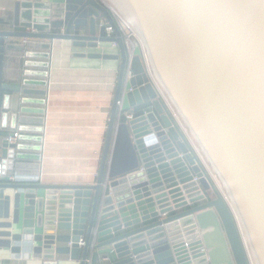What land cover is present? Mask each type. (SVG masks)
<instances>
[{
  "label": "water",
  "instance_id": "1",
  "mask_svg": "<svg viewBox=\"0 0 264 264\" xmlns=\"http://www.w3.org/2000/svg\"><path fill=\"white\" fill-rule=\"evenodd\" d=\"M116 1L238 211L256 264H264V0ZM100 17L113 37H106ZM1 27L0 249L38 256L41 264H63L66 256L75 264H249L232 204L198 164L138 55L125 81L123 39L98 0H18L11 24ZM58 42L69 45L71 58L120 61L100 167L90 183L21 179L20 170L38 169L23 161L38 157L17 153L25 147L5 140L17 128L41 131ZM112 43L117 54L98 51ZM7 52L24 53L20 83L3 82ZM126 86L128 109H152L120 117L116 104Z\"/></svg>",
  "mask_w": 264,
  "mask_h": 264
},
{
  "label": "crops",
  "instance_id": "2",
  "mask_svg": "<svg viewBox=\"0 0 264 264\" xmlns=\"http://www.w3.org/2000/svg\"><path fill=\"white\" fill-rule=\"evenodd\" d=\"M16 1L0 0V28L11 24ZM102 20L100 17L99 23ZM8 41L22 43L21 39ZM98 51L117 54L118 47L106 44ZM71 52L66 42L55 43L51 52L40 162L42 183H90L100 167L120 61L71 58ZM5 59L3 82L6 85L20 83L25 71L24 53L7 52ZM18 98L13 94L12 109L17 107ZM124 107L128 109L126 101ZM143 108L152 109L150 105ZM62 260L63 264H75L68 261L67 256ZM0 264H41V261L38 256H15L0 249Z\"/></svg>",
  "mask_w": 264,
  "mask_h": 264
},
{
  "label": "built area",
  "instance_id": "3",
  "mask_svg": "<svg viewBox=\"0 0 264 264\" xmlns=\"http://www.w3.org/2000/svg\"><path fill=\"white\" fill-rule=\"evenodd\" d=\"M110 13L115 25L117 26L118 30L121 33V37L123 39V44L127 53V65H126V71H125V81L128 82L132 78V74L130 71V64L132 61V58L135 55H138L142 61V64L144 66L145 72L149 77V81L154 87L159 99L165 106L166 110L174 120L176 126L178 127L179 131L182 133L184 139L186 140L191 152L194 154L196 157V160L198 164L201 166V168L204 170V172L207 174L209 177L210 181L212 184L215 186V188L218 190L224 201L228 204H231V201L228 200L227 196L228 194L225 193V191L222 189V185H220L218 179L213 175L212 171L210 170L207 160L204 157L203 153L201 152L200 148L198 145L195 144L193 141V138L191 137L190 133L187 132L186 127L184 126L181 118L178 116V113L172 106L171 102L169 99L163 94L161 91V88L159 84L156 81V78L153 75V71L151 68V63L149 60L148 53L146 49L143 48L141 42L138 40L134 32L132 31V25L131 23L115 8L113 7L107 0H98ZM101 25H105V34L106 37H113L114 36V30L113 28L106 23V20L103 18V20L100 22ZM138 42H136V40ZM22 44H25V41L22 42ZM113 47H116V44L112 43ZM48 86V85H47ZM48 90V89H47ZM131 91L128 86H126L120 95L119 100L117 101V113L120 117H124L125 120L132 119L134 117L133 114L129 113L124 107V102L126 101V94ZM45 120L44 123L40 126L41 131L38 133H31V132H23L19 130L18 128L15 129L14 131H11L10 135L5 138L7 143L9 145H14L15 147L19 148L25 147L23 149H18L16 150L17 153L19 154H25V155H36L38 157L37 160H25L23 161L24 163L28 165H37L38 169H30V168H25L23 170H20V176L21 179L25 180H34V181H40L41 180V173H40V162L42 159V153H43V144H44V132H45ZM32 136H37L39 138V141H28V140H22V137H32ZM32 147H38V150L33 151L31 148ZM182 157V155H180ZM1 164H0V178H1ZM11 181L15 180V176L10 177ZM196 181V179L194 180ZM229 197V196H228ZM230 199V198H229ZM238 222V220H237ZM238 231L241 236V240L243 243V247L245 250V254L247 256V260L249 264H254L252 256L250 255L249 249L247 242H244L241 229L238 225ZM196 233H198V230H195ZM84 240L80 239L78 242L79 247L84 246ZM94 241L91 242L90 244V249H93ZM204 247L201 246L199 253L201 255H204L206 257ZM207 259V258H206Z\"/></svg>",
  "mask_w": 264,
  "mask_h": 264
},
{
  "label": "rangeland",
  "instance_id": "4",
  "mask_svg": "<svg viewBox=\"0 0 264 264\" xmlns=\"http://www.w3.org/2000/svg\"><path fill=\"white\" fill-rule=\"evenodd\" d=\"M113 7H115L125 18H127L130 22H131V19L128 17V15L123 11V9L120 7V5L118 4V2L116 1V0H107ZM132 23V22H131ZM136 40V42H138V40L137 39H135ZM139 43V42H138ZM152 68V67H151ZM154 74V73H153ZM154 77L156 78V76L154 75ZM156 81H157V83L159 84V86H160V88H161V91L163 92V94L168 98V96H167V94L165 93V91L163 90V88H162V86L160 85V83H159V81L157 80V78H156ZM169 99V98H168ZM169 101H170V99H169ZM171 102V101H170ZM172 104V103H171ZM172 106H173V104H172ZM174 107V106H173ZM174 109H175V107H174ZM176 110V109H175ZM177 112V111H176ZM178 113V112H177ZM178 116H179V114H178ZM180 117V116H179ZM181 118V117H180ZM182 120V119H181ZM183 122V121H182ZM183 124H184V122H183ZM184 126L186 127V125L184 124ZM186 130H187V132L188 133H190L189 132V130L187 129V127H186ZM191 135V134H190ZM191 137H192V135H191ZM193 138V137H192ZM193 141L195 142V140H194V138H193ZM195 144L197 145V143L195 142ZM205 157V156H204ZM207 163H208V161H207ZM208 166H209V168H210V170L212 171V173H213V175L217 178V176H216V174L214 173V171H213V169L211 168V166L209 165V163H208ZM218 179V178H217ZM218 181H219V179H218ZM220 182V181H219ZM220 185H222L221 184V182H220ZM222 189L225 191V189H224V187L222 186ZM225 193H227L226 191H225ZM248 242V241H247ZM248 245V244H247ZM248 249H249V252H250V255H252V252H251V250H250V247L248 246ZM253 262H254V258H253ZM255 264V263H254Z\"/></svg>",
  "mask_w": 264,
  "mask_h": 264
},
{
  "label": "bare ground",
  "instance_id": "5",
  "mask_svg": "<svg viewBox=\"0 0 264 264\" xmlns=\"http://www.w3.org/2000/svg\"><path fill=\"white\" fill-rule=\"evenodd\" d=\"M131 25H132V27H133V28H132V31L134 32V34L136 35V37L138 38V40L141 42L143 48L146 49V45H145V42H144L142 36H141L140 33L136 30V28L134 27V25H133V24H131ZM146 51H147V50H146ZM153 75H154V74H153ZM219 183H220V182H219ZM227 198H228V200H231V199H229L230 197L227 196ZM231 204H232V206H233V208H234V205H233L232 201H231ZM234 210H235V213H236L237 216H238L239 227H240V229H241V233H242L243 240H244V242H247L248 240H247V237H246V234H245L244 228H243V226H242V223L240 222L241 220H240V217H239L238 211L236 210V208H234ZM239 220H240V221H239ZM247 244H248V246L250 247V245H249L248 242H247ZM250 250H251V248H250ZM251 252H252V251H251ZM251 256H252V259H253V258H254V257H253V254H252ZM254 263L256 264L255 260H254Z\"/></svg>",
  "mask_w": 264,
  "mask_h": 264
},
{
  "label": "trees",
  "instance_id": "6",
  "mask_svg": "<svg viewBox=\"0 0 264 264\" xmlns=\"http://www.w3.org/2000/svg\"><path fill=\"white\" fill-rule=\"evenodd\" d=\"M129 113H131V114H133L134 116L136 115V114H138V113H140L141 111H140V109L138 110V109H129V110H127Z\"/></svg>",
  "mask_w": 264,
  "mask_h": 264
}]
</instances>
